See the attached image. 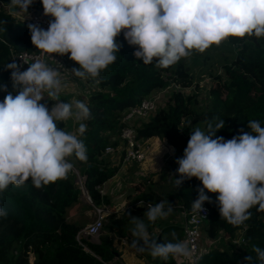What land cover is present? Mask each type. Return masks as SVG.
Instances as JSON below:
<instances>
[{"label": "clouds", "instance_id": "1", "mask_svg": "<svg viewBox=\"0 0 264 264\" xmlns=\"http://www.w3.org/2000/svg\"><path fill=\"white\" fill-rule=\"evenodd\" d=\"M32 3L33 0H10V7L25 15ZM41 3L44 15L54 20L47 30L30 24L31 43L43 53L61 56L70 53L69 58L79 65L71 71L83 79H96L101 70L116 60L115 53L122 47L116 37L122 30L127 43L138 46L133 53L135 58L145 65L155 59L157 68H168L189 56L191 50L202 52L229 36L264 37V0H41ZM28 64L25 71L14 60L3 66L10 71L12 89L17 94L8 91L6 84H0V91L6 92L0 102V192L10 184L20 186L29 178L39 189L67 177L73 164L66 158L75 156L87 161L83 141L58 127V122L70 119L78 122L82 134L87 127L82 121L91 119L89 107L80 100L59 99L61 80L56 69L39 59ZM45 94L55 102L50 110L47 102L41 103ZM224 126V120H219L215 127L208 123L206 132L199 127L191 131L183 156L176 160L179 178L173 182L179 188L185 180L197 178L203 187L197 189L191 210L200 214L205 211L204 203L212 202L205 190L218 193L220 219L237 226L250 219L249 210L253 206L264 212V127L258 120H249L250 132L225 140L215 136ZM138 206H144V202ZM172 212L169 201L150 202L144 215L155 222ZM6 216L7 211L0 208V217ZM132 222L134 239L130 247L137 251L147 250L153 258L165 261L191 255L188 239H176L173 234L175 242L158 243L140 217L132 216ZM252 250L255 260L249 255L243 264H264V248L253 245Z\"/></svg>", "mask_w": 264, "mask_h": 264}, {"label": "trees", "instance_id": "2", "mask_svg": "<svg viewBox=\"0 0 264 264\" xmlns=\"http://www.w3.org/2000/svg\"><path fill=\"white\" fill-rule=\"evenodd\" d=\"M10 0H0V84L12 89L11 73L4 69L10 63V53L21 51L36 52L31 43L29 23L15 15L20 10L9 12ZM44 15L41 0H33L27 13ZM230 44L236 43L239 48L230 63L222 66L225 76L223 82L216 81L208 89V106L196 115L202 122L203 131H207L208 123L213 127L224 120L225 126L216 132L230 140L244 132H250L249 120H258L264 127V37L245 36L243 38L229 36ZM122 47L116 60L101 70L99 77L94 79L97 89L88 95L86 105L91 112V119L82 121L86 124L85 131L78 136L86 146L87 161H80L73 156V168L81 176L82 185L91 204L98 206L108 204L105 195H100L97 187L110 179L117 172L119 165L110 166L103 157L106 146H117L121 112L136 106L142 98L152 91L161 90L170 83L186 87L191 82L187 69L183 66L182 57L176 64L168 68H157L155 59L152 64L145 65L137 60L134 51L138 46H130L124 39L123 31L116 37ZM6 92L0 91V102ZM197 105V95L173 91L166 106L152 112L148 120L135 128L136 138L156 137L173 148L168 161L172 167L173 193L170 198L176 206L188 212L191 204L198 196L197 189L202 182L193 177L185 180L177 188L174 178H179L176 169L177 158L183 156L193 128L184 121L191 116L193 107ZM215 138V137H213ZM136 189H140L138 184ZM211 203L205 202L207 219L204 224L205 234L214 239L219 232L232 234L236 226L220 219L216 204L218 193L205 190ZM80 191L74 186L72 177L67 174L65 179L34 187L31 178L22 185L10 184L4 192H0V208L7 211L6 217H0V264H108L116 257L113 243L106 234L100 236L97 243L81 240L86 249L80 245L75 234L80 226L66 219V209L78 201ZM139 199L144 203L156 204L160 197L152 191H140ZM253 206L249 211L250 219L245 221V245L237 253L211 249L203 255L198 264L234 263L236 259L244 262L246 256H253V245L264 248V212L257 211ZM134 216H141V209L131 210ZM161 222L157 221L159 225ZM167 231L177 232L180 225L171 224ZM166 228V227H165ZM162 235V234H160ZM175 242V240H173ZM119 256V255H117ZM31 258V260H30ZM160 264H178L172 258L167 261L160 259ZM157 264V263H153Z\"/></svg>", "mask_w": 264, "mask_h": 264}, {"label": "rangeland", "instance_id": "3", "mask_svg": "<svg viewBox=\"0 0 264 264\" xmlns=\"http://www.w3.org/2000/svg\"><path fill=\"white\" fill-rule=\"evenodd\" d=\"M238 48V44H230L228 38H225L219 44H212L209 48L202 52L199 50H191L190 55L185 57L182 61L183 66L188 71L191 82L186 87H181L176 83H170L168 87L164 88L166 91L163 92L162 100L157 102L155 110L166 106L167 100L173 91H181L184 94L195 93L197 95V105L193 107V113L191 116L185 118L184 121L190 124L193 130L196 127H199L203 131L202 122L196 120L197 117L195 114L207 108L209 101L208 89L211 86H214L216 81L223 82L225 80L222 66L231 62ZM78 79L82 84L83 82L85 83V81L88 83L87 86L85 85V89H83V92L80 95L81 98L79 97L82 99L80 101L85 102V99L88 98V95L95 91L97 87L95 82L92 81V78L91 80L90 78L83 79L80 77ZM62 123L69 128L72 126L71 119ZM62 123L58 122V127ZM74 127L76 128L75 130L79 131L78 122L74 124ZM111 154L112 153L110 152L106 154L103 153V157L108 164L112 163L113 165H130V169L133 170L136 175L134 178L129 180V184H126L127 180L124 178V174L127 171L121 170L115 178L108 179L106 185L104 184V187H102L103 184L99 187L101 194L107 197L108 204L94 206L91 204V202L89 203L86 199L87 195L84 193L85 190L82 186L81 176H79L75 168L69 171V175L72 177L74 186L79 189L80 194L83 197L85 210L88 211L87 221H89L90 218L92 220L94 208L104 209L102 225L99 234L96 236V238L91 240L87 239L86 241L90 243H97L100 236L106 234L113 243V248L116 252V257L112 262H110V264H160V258H153L147 250L144 252H139L136 249L130 247L131 241L134 239L131 234V229L135 226L132 222V216L134 215L132 214L131 210L134 207L141 209L140 218L148 226V232L151 238L155 239L158 243L173 241V234H175L176 239H182L180 228L174 233L167 231V229L170 227L169 225L171 224H182V209L179 212L178 209L180 206H176L172 203L173 201L170 198H167L169 193H173L172 177L170 179V173L173 174L172 167L168 164V160L166 158L163 160V165L158 169L154 168L156 167L154 163L152 164L154 167L151 165V168H146V165H148L147 161L143 164H139L137 162L123 163L120 161V159L117 160L115 158V160H112L109 158ZM66 159L73 164V156ZM162 169H165V173L161 171ZM137 172H141L142 174L137 175ZM137 177H142V179L137 180ZM154 179L155 181H153ZM137 182H140V189L135 188V184ZM109 188L110 193L105 194L104 191L107 189L109 190ZM140 191L155 192L157 195H159L160 202L169 201V203L173 206V212L166 218H158L155 222L148 221L144 215V213L147 211V203H144V206H138L141 202V199H139ZM111 194H113V197ZM84 219H86L85 216ZM157 221H160L161 223L158 225L156 224ZM203 227L204 225L201 227V230L202 235L204 234L203 238H205L206 234ZM213 249H216L219 252L225 250L230 252L228 246L223 242L217 244V247ZM173 260L178 264H184L186 257H180Z\"/></svg>", "mask_w": 264, "mask_h": 264}, {"label": "built area", "instance_id": "4", "mask_svg": "<svg viewBox=\"0 0 264 264\" xmlns=\"http://www.w3.org/2000/svg\"><path fill=\"white\" fill-rule=\"evenodd\" d=\"M7 10L9 11V8ZM15 16L29 24L38 25L45 30L48 29L49 22L54 20L53 17L39 15L35 12L26 13L25 15L17 13ZM69 57L70 53L61 56L59 54L43 53L41 50L37 49L36 52L21 51L10 53V63L14 60L18 65H22L20 70L25 71L29 67L28 63L37 59L43 60L46 64L60 73V80H67V78H70L71 74L70 62L73 61ZM24 61H27L28 63H25ZM164 91L166 90L161 89L158 91H152L150 94L142 98L136 106L128 107L121 112L119 120L122 126L119 132V143L115 147L106 146L103 150L104 154L109 152L117 154L120 161L123 163L137 162L141 164L146 160L147 146L143 144L140 139L136 138L135 128L140 123L148 120L149 116L155 110L157 102L162 100ZM99 187L100 185L97 189L100 194ZM86 199L90 203L89 197L86 196ZM203 208L205 211L200 214L194 213L191 209L188 212L182 209L181 240L188 239L191 247V255L186 257L185 264H198V261L203 255L208 254L211 249L216 248L217 244L222 242L228 246L230 250L229 253H237L239 248L246 243L245 223L237 225L231 235L219 232L214 239H210L206 235V237L203 238L204 236L202 235L201 227L206 223L207 219V209L205 204L203 205ZM103 212V208H94L92 220L76 232L75 239L84 249L86 248L81 243V240H91L96 238L101 229ZM226 264H243V261L238 258L234 263L227 262Z\"/></svg>", "mask_w": 264, "mask_h": 264}, {"label": "crops", "instance_id": "5", "mask_svg": "<svg viewBox=\"0 0 264 264\" xmlns=\"http://www.w3.org/2000/svg\"><path fill=\"white\" fill-rule=\"evenodd\" d=\"M78 67H79V65L76 62H74V61L70 62V69L71 70L73 68H78ZM78 78L79 77L75 76L71 71L70 78H67V80H61L63 82H61V91L59 93V99H61L62 101H65V102H74L78 99L82 100V99H80L81 98L80 95L82 94L83 89H85V85L87 86L88 83L85 81V83L83 82V84H82ZM90 80H91V78H90ZM92 81H94V79ZM54 99L55 98H53V100ZM45 102H47L49 110L51 109L52 105L55 103L54 101H51L48 99L47 94L44 95V100L41 101V103H45ZM86 102H87V99H85L84 103H86ZM71 122H72V126H70V128L66 127V125L63 124L62 122H61L62 124H60L59 127L63 128V130L65 132L73 133V134L79 136L80 132L75 130L76 128L74 127V124L76 122H74L73 120H71ZM140 141H142V143L147 146V157H146V160L143 162V163H145L147 161L148 165H146L147 166L146 168H151V165L154 163L156 165V167H154L153 165L152 166L154 168L159 169L163 165V160L165 158L169 161V159L173 153V148L170 145H168L164 141V139H158L156 137H150V138L140 139ZM109 158L112 160H115V159L119 160L120 159L117 156V154H111V156ZM149 162H151V163H149ZM143 163H141V164H143ZM109 165L111 166L113 164L111 163ZM130 167H131L130 165H119L117 172L111 178L112 179L115 178L121 170H125L127 172L124 174L125 175L124 178H126V180H127L126 184H129V180L131 178H134L136 175L134 173V171L130 169ZM161 171L163 173H165V169H162ZM140 174H142V173L137 172V175H140ZM171 177H172V173H170V179H171ZM140 179H142V177H137V180H140ZM153 181H155V179ZM106 183H107V180L102 183L103 185L101 184L102 187H104V184L106 185ZM136 184H138L139 187L141 186L140 182H137ZM124 186H126V185H124ZM104 192H105V194L106 193L109 194L110 188H109V190L107 189ZM100 195H102L101 191H100ZM111 196L113 197V194H111ZM109 202H111V201H109ZM87 213H88V211L85 210L83 197L81 194H79L78 201L66 209V219L70 222H74V223L78 224L80 226V228H82L91 220V218H90V220L87 221L88 220L87 219L88 218ZM84 216L86 219H84ZM181 225H180V229H181ZM203 236H204V234H203ZM185 263H186V261H185ZM108 264H110V263H108Z\"/></svg>", "mask_w": 264, "mask_h": 264}, {"label": "water", "instance_id": "6", "mask_svg": "<svg viewBox=\"0 0 264 264\" xmlns=\"http://www.w3.org/2000/svg\"><path fill=\"white\" fill-rule=\"evenodd\" d=\"M14 10L11 9V7H9V12H13ZM148 264H153V263H148Z\"/></svg>", "mask_w": 264, "mask_h": 264}]
</instances>
